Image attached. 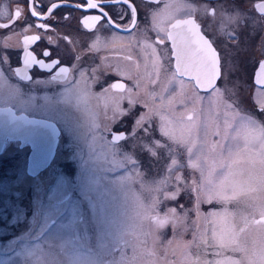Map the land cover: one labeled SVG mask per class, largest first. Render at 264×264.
I'll return each instance as SVG.
<instances>
[{
    "label": "rangeland",
    "instance_id": "374dc122",
    "mask_svg": "<svg viewBox=\"0 0 264 264\" xmlns=\"http://www.w3.org/2000/svg\"><path fill=\"white\" fill-rule=\"evenodd\" d=\"M258 33L259 29L251 30V35H256H253V40L247 46L248 50L250 48V52L248 51L250 58L258 55L259 40H254ZM262 43L264 48V39ZM91 48L98 50L101 46L91 44ZM102 50L104 51L99 53L100 58L110 55L108 59L101 62L93 56L84 62L83 75L77 77L80 80L78 94L66 93L64 89L70 85H63L54 90L49 88L50 90L47 89L40 94L31 89L23 97L20 106L50 116L59 124L60 136L54 158L35 176L27 173L30 145L20 147V140H9L0 154V264H92V262L109 264L113 259H119L121 252L129 258L130 264H202L205 260L222 259L223 257L213 255V252L219 249L212 247L205 249L202 245L198 250L196 247L201 236L207 238L209 245L214 243L211 222L213 218L207 217V214L220 210L221 205L216 201L201 202L197 205L198 195L191 191V180L193 176L198 178L199 172L194 173L190 167L180 166L187 165L186 148L183 145L173 144L178 164H173L172 158L163 151L158 158H151L147 151H142L139 147L141 142L148 143L149 138L135 126L134 120L147 115L152 118L153 123L145 121V126L154 128L161 122L160 116H163V122L168 124L169 129L175 131L177 137L181 134L182 125L195 124L197 147L193 149L192 159L195 160L197 149L203 145L204 155L208 156L210 161L215 158L211 145L220 139V136L214 134L217 125L222 131L224 119L231 118L234 111L250 117L251 126L264 122V111L257 109V104L264 109V88H257L253 84L252 76L248 77L246 73L247 62L238 56L230 57L229 60L223 59L221 65L223 73L217 86L220 88V93L214 91L200 93L190 81H183L181 86L180 79L177 78L169 84L172 73L170 68L168 71L161 68V65H168L161 49L153 53L152 64L144 63L139 55L137 62L134 57L131 60L125 55H111L109 50L114 51L113 48L108 50L104 47ZM229 50L228 47L222 49L226 57L232 55ZM259 52L264 53V50L261 49ZM103 67L125 76L127 83L124 90L114 91L110 88L103 75ZM255 78L254 82H256ZM152 81L155 83L153 84ZM166 85L169 88L167 92ZM128 89H131V93L127 91ZM149 93H155V96ZM129 95L139 101L131 115L114 111L115 101ZM120 107L124 110L128 109L127 99L120 101ZM189 115L192 116L191 121L187 119ZM70 123H79L81 125L79 132L87 131L96 124L101 130L105 127L111 129L122 127L127 131V136L119 143L112 141L111 145L98 139L90 159L88 147L76 140L78 132L70 131ZM104 135L106 140H111L110 136ZM152 139H161L158 130L153 132ZM88 140L91 141V135L88 136ZM133 145H136L135 149ZM241 147H243L242 141ZM253 147L258 151L259 143L255 142ZM113 148H120L131 153L134 159H138L139 164L136 169L133 170L131 165H126L124 168H116L115 171H93L94 168L113 167L110 163H105L106 158L108 160L112 158ZM81 150L82 156L76 155ZM70 154L74 157L71 161L67 159ZM53 168L56 170L55 176L47 181L43 191H36L33 181L49 175ZM261 170H264V165L260 164V156L257 152L242 151L240 163L234 165L236 172L251 171L258 175ZM18 172L26 179L24 183L15 185L12 182L17 179ZM137 172L140 173L139 177ZM178 173L185 178L179 185L170 179ZM61 175L64 177V183L59 185L56 198L70 194L69 209L76 207V215L82 216L85 222L76 225V232L80 235L79 245H81L76 249L71 245L61 247L63 241L76 234L69 229L58 231L57 227L52 225L42 236L37 237L43 224L44 213L48 210V205L54 202H50L48 197L52 195V189L57 187L56 177ZM125 175H129L131 179L121 182L122 186L110 183L117 177ZM97 177L100 178L99 185L92 183ZM141 180L145 183H151L153 180L160 182L162 193L159 198L162 202L157 211L161 216L165 213L172 216L173 213L169 210L175 209V215L183 219V224L178 222L174 229L172 223H169L162 230H154L148 221H143L141 226V223L135 219L136 215L142 211V205L150 203L147 193L141 188ZM249 188L258 189L259 185L254 182H242L238 188L239 208L245 211H247L245 205L253 198L264 197V192L249 191ZM178 189V194L174 198H164L163 192L172 193L177 192ZM184 192L188 195L185 197L188 199L186 202L182 197ZM14 193L23 195L18 198ZM85 197L96 204L95 214ZM200 199L203 200V196H200ZM101 204H103L104 224L97 223L101 217ZM235 207V204L229 205L233 210ZM185 213L186 219H184ZM70 218L69 211L64 222L67 223ZM258 218H260L258 213L254 217H248L249 221ZM85 225H87L86 236ZM216 225L218 231L227 230V225L221 220H217ZM146 233L151 234L146 235ZM156 236H159L158 241L155 240ZM237 239L249 250L248 253L225 254L241 260L242 264H249L251 250L259 249L264 245V224L250 222L244 233H238ZM150 252L155 254L150 255Z\"/></svg>",
    "mask_w": 264,
    "mask_h": 264
},
{
    "label": "snow or ice",
    "instance_id": "6c2138e0",
    "mask_svg": "<svg viewBox=\"0 0 264 264\" xmlns=\"http://www.w3.org/2000/svg\"><path fill=\"white\" fill-rule=\"evenodd\" d=\"M86 7L88 9H99V15L85 16L83 18L85 25L89 21H101L102 24H107L112 26V21L109 19V14L105 12V8H114L116 9L112 14L117 16L120 21H123L125 18L130 17L129 24L136 25L137 22V7L129 6V0H84ZM147 2V0H146ZM135 0H133V5ZM117 5H122L123 8H116ZM190 9L189 18L187 19H176L175 23L170 24V29L168 30L165 27L158 26L154 23V27H157L158 32L164 34V38L160 39L159 43L163 45L165 39L171 41L172 44V56L175 57V66L172 71V77L169 80V84H172L177 77H185L192 82L193 87L199 89L201 87L207 86L209 89H213L215 93H220V88L216 86V81L218 78H221V60L217 53L216 48L213 46L215 41H210L202 34L201 26L196 22V20L191 18V15L198 11L197 7L194 4L185 5ZM59 6L56 3H52L47 11L52 12L53 9H57ZM77 7H80L77 5ZM168 7V5H165ZM221 10L226 9L229 13L228 20L237 25H240L243 21V26H247L248 17L242 15L241 10L236 3V0H232L231 4H223L218 6ZM259 9L261 13H264V3L257 4L255 6ZM127 9V12L124 11ZM203 13L207 14L209 6L204 5L199 9ZM215 13V10H213ZM30 15L36 17L39 15V12L36 10L35 3L30 10ZM155 15V14H154ZM223 11H221V17L223 18ZM0 16H8L7 10H0ZM21 16V11L19 8L15 10V18ZM103 18V19H102ZM15 23V20H12ZM253 24L258 23V21H252ZM9 24H0V28H8ZM46 24H39V28H45ZM115 28H120L121 23H116ZM127 31V27H125ZM235 38V37H233ZM41 38L39 36H24V43L27 45L30 41H37ZM51 39V37H49ZM41 55L51 62H46L45 59H38L32 52L27 50V47L24 49L23 53V64L24 68H15L13 71L16 75H22L23 79L29 80L30 77L27 75V70L33 65H38L40 69L49 70L54 72L53 75L49 77V83L56 82L60 77H65L66 85L70 87H65L64 91L71 93L80 92V80L76 79L75 75L71 81L67 80V73L69 69L67 67H61L60 61L57 59H51V54L48 51H44ZM128 59H131L129 56ZM9 58L5 56H0V77L4 75L3 64L8 63ZM170 60V58H169ZM161 68L164 71H168L171 68V64L161 65ZM73 73H80L81 76L83 73L79 68H73ZM37 84L44 83V81L37 80ZM154 84L155 81H152ZM256 83L257 85L264 86V62H261L259 69L256 73ZM181 86H183V80H180ZM112 88L124 89L123 84H112ZM131 93V89L127 90ZM165 91H169L168 86H165ZM18 92V90H17ZM149 95L155 96V93H149ZM127 99L128 109L124 110L120 107V101ZM23 103V102H22ZM139 101L133 99L131 95L128 97H120L119 100L115 101L116 112H123L124 115H131L132 110ZM146 106V105H145ZM231 107V105H229ZM0 111H5L0 109ZM264 111V109H261ZM154 115H160L159 113H154ZM20 119H24L20 117ZM182 119V118H181ZM189 121L192 120V116L189 115L187 118ZM145 121L148 123H153L152 118L147 115L141 116L138 119L134 120L135 126L139 127L145 135L149 138L148 143L141 142L139 147L142 151H147L150 154L151 158H158L160 152H165L170 158H172L173 164H178L179 161L175 159L176 149L173 147V144L179 146L183 145L186 148L188 153L187 165H180L181 167H190L193 172H199V177L196 178L193 176L191 183V191L196 192L198 195L197 205L201 202L211 203L216 201L221 205L220 210H214L207 214V217H212L211 221L213 224L212 228V240L214 243L209 245L208 240L205 236H201L200 242L196 245L199 250L203 245L205 249L207 247H212L214 249H219V251H214L213 255L215 257H223L222 259H214L212 261H203L202 264H242L241 260L235 259L232 255H226L225 253H248V249L243 246L240 241L237 239L238 233H244L247 225L250 222L256 224H264V197L259 199L253 198L250 203L245 205L247 211L240 209L238 196L240 191H238L239 185L242 182L256 183L259 185V188H249V191H262L264 192V170H261L260 174H254L251 171L248 172H236L234 171V165L240 163L241 152L247 151L249 153L257 152L260 156V164L264 165V122L259 124L252 125L250 117H245L239 112H233L231 118H225L223 122V130H220V126L217 125V130L214 133L215 135L220 136L219 140H216L211 145V151L215 153V158L209 161L208 156L204 155L203 145L197 149L195 160L192 159L193 149L197 147V140L194 133L196 127L195 124H190L187 126L181 127V134L179 137L176 136L175 131L169 129L168 124L164 123V117L160 116V123L154 128H148L145 126ZM32 124H43V121H27ZM45 127L52 129L53 134L56 133L54 125L45 124ZM81 125L79 123H70V131H77L78 135L76 140L82 142L89 149V158L92 159V152H94V144L99 140H104L107 144L111 145L112 141H123L125 140L124 132H114L110 127H105L100 129L98 124L90 127L87 131L79 132ZM156 130L159 131L161 139H152V134ZM103 133V134H102ZM111 136V140H106V136ZM91 135V141L88 140V136ZM166 138V139H165ZM171 141V143H169ZM241 141L243 142V147H241ZM259 143V150L253 147L254 143ZM151 145V147H150ZM135 149L136 145L132 146ZM34 148L37 149L39 153L40 146L39 144H34ZM155 149V150H153ZM34 154V156L36 155ZM82 150L76 155L82 156ZM111 159H105V163H110L113 165L111 168H94L93 171H115L116 168H124L126 165H131L133 170L136 169L139 164L138 159H134L133 155L129 152L122 151L120 148H113L111 152ZM119 157V159H117ZM73 155H69L67 159L71 161ZM202 161V162H201ZM47 158H44L36 163H34V168L43 167L47 164ZM255 163V161H253ZM55 168L47 176H42L38 180L33 181V186L36 191H43L44 187L47 184V181L52 179L55 176ZM140 173L137 172L139 177ZM26 177L18 172L17 179L12 183L19 185L25 182ZM107 179V177H104ZM126 179H131L129 175L117 177L116 180L111 181L112 184H121ZM175 184L179 185L182 180L185 178L179 173L174 177H170ZM57 187L52 189V195L48 197L49 201H54L48 205V210L44 213L43 224L40 227V230L37 234V237L42 236L45 231L52 225L57 227V230L69 229L72 232H75L74 237H69L67 240L63 241L61 247L66 245H71L73 249L78 248L80 235L76 232V225L78 223L84 224L82 216H77L76 207H68V201L70 200L69 195H63L62 198L57 199V192L59 185L64 183L63 175L56 177ZM93 184L99 185L100 178L97 177ZM141 188L147 193V198L150 199V203L147 205H142V211L138 212L136 215V220L141 223L143 221H148L154 230H162L169 223H172L173 228L175 229L176 224L179 222L183 224V219L175 215V209H170L169 212L173 213L172 216H169L168 213H165L163 216L159 214L157 208L162 202L159 198L162 193L160 187V182L153 180L151 183H145L141 180ZM122 186V184H121ZM177 192H163L164 198H174ZM18 198L22 197V193H14ZM102 195V194H101ZM200 196H203V200L200 199ZM89 201V206L92 208L93 213L96 211V204L88 197H85ZM139 201V197H137ZM230 204H235V210L229 208ZM71 212V218L68 219L67 223L64 222V218L68 212ZM259 214L258 220L249 221L248 217H254L256 214ZM95 218V217H94ZM187 218L185 213L184 219ZM217 220L223 221L227 225V230L220 229L218 231L216 222ZM98 224H104L103 216V204H101V217L97 221ZM241 224L243 226H241ZM187 227V225H185ZM198 227V225H197ZM238 230V231H237ZM207 232V229H205ZM151 234V233H146ZM87 235V225H85V236ZM193 238L195 240V233H193ZM155 240H159V236L155 237ZM170 243V242H169ZM191 244L192 242H187ZM39 247V245H37ZM150 255H154V252H150ZM95 264V262H92ZM109 264H130L129 258H127L123 252H121L119 259H113ZM249 264H264V245L259 249L253 248L250 253Z\"/></svg>",
    "mask_w": 264,
    "mask_h": 264
},
{
    "label": "flooded vegetation",
    "instance_id": "af4514ba",
    "mask_svg": "<svg viewBox=\"0 0 264 264\" xmlns=\"http://www.w3.org/2000/svg\"><path fill=\"white\" fill-rule=\"evenodd\" d=\"M261 1L264 2V0H236L242 15L248 17L247 26H243V21L240 25L230 22L228 20V11L226 9L221 10L218 7L225 3L231 4L232 0H147V2L146 0H135L134 5L133 0H129V6L137 7L136 25L129 24L130 17L120 21L117 16L112 14L116 9L109 7L105 8V12L109 14L112 26H108L107 24H102L101 21H89L85 25L83 20L85 16L99 15L100 13L99 9H88L84 0H0V10L8 11V16H0V24L10 25L8 28H0V56L6 55L9 58L8 63L2 65L5 71L4 75L0 77V108L49 119L54 121L59 127V124L50 116L38 113L32 108L26 109L20 106L23 102V97L31 89L36 90V93L40 94L49 88L54 90L58 86L66 85L65 77H60L58 81L49 83V77L54 72L40 69L38 65H33L27 70V75L30 77L29 80L23 79L22 75L14 74L12 70L15 68H24L23 53L25 47L38 59H45L46 62L50 63L49 59L41 55L42 52L48 51L51 54V59L59 60L61 67L69 69L67 73L68 81H71L74 75L77 79L80 73H73V68H79L82 72L85 69L84 62L90 57L93 58L94 56L101 62L108 59L110 55H106L105 58H100L99 56V53L104 51L102 50L104 47L108 50L109 48L114 49V51L109 50L111 55L130 56L131 60L134 57L137 61V56L139 55L141 60L148 64L154 62L151 61L153 53L161 49L162 54L168 61L167 63L171 64L170 72L172 73L175 66V57L172 56L171 41L165 39L163 45L159 43L160 39L164 38V34L158 32L157 27H154V23L171 30L170 24L175 23L176 19L189 18L190 9L185 6L188 4H194L197 7L198 11L192 14L191 18L200 24L202 34L206 38L210 41H215L213 46L220 57L221 65L223 59L229 60L228 58H235V56L243 58L248 65L247 76H252L253 84L257 88H264V86L257 85L254 82L259 65L264 62V53L259 52L261 49L264 50L262 43L264 39V13H261L255 7L256 3ZM33 3H35L36 10L39 12L36 17L30 15ZM52 3H56L59 7L49 13L47 8ZM77 5L80 7H77ZM165 5H168V7H165ZM204 5L209 6L207 14L199 10ZM17 8L21 11L19 18H15V10ZM116 8H123V6L117 5ZM213 10H215V13ZM219 10L220 12H218ZM124 11L127 12V9H124ZM221 11L224 13L223 18L221 17ZM13 19L15 23L12 22ZM252 21H258V23L253 24ZM116 23H121V27L115 28L114 25ZM39 24H46L47 26L42 29L38 27ZM125 27H127V31ZM252 29H259V33L254 37V40H259V49L258 55L250 58V55H248L250 48L248 50L247 46L253 40V35H256H251ZM24 36H39L41 39L30 41L25 45ZM91 44L92 46H101V48L98 50L93 49ZM223 47L230 48L229 51L232 55L226 57L222 51ZM129 52L133 53L129 54ZM103 70V75L107 79L106 82H108L109 86L112 84H123L125 89L127 83L125 76H122L120 72L110 70L108 67H103ZM222 73L221 66V75ZM177 78L183 81H190L187 76ZM37 80L44 81V83L37 84ZM218 84L219 78L216 81V86ZM112 89L114 91L124 90ZM197 90L200 93L213 91L207 86ZM257 109L261 111L262 107L257 104ZM112 130L124 131L125 137L127 136V131L122 127ZM9 140L17 141L6 139L4 146ZM113 142L119 143L120 140ZM19 146L23 147L26 144L21 146V141H19ZM187 196L185 192L182 193L183 201L186 202L188 200L185 198Z\"/></svg>",
    "mask_w": 264,
    "mask_h": 264
},
{
    "label": "water",
    "instance_id": "95a60500",
    "mask_svg": "<svg viewBox=\"0 0 264 264\" xmlns=\"http://www.w3.org/2000/svg\"><path fill=\"white\" fill-rule=\"evenodd\" d=\"M260 3L264 2L261 1L259 3H256V5ZM4 110L5 111H0V152H2L3 150L6 139L20 140L21 146L29 143L30 151L27 157V173L31 176H35L40 171L45 169L54 157L59 136V127L54 121L49 119L29 116L23 112L16 113L14 110L10 109ZM20 117H23L24 119H20ZM33 120L43 121L44 123L32 124L27 122ZM45 124L54 125L56 133L53 134L52 129L49 127H45ZM34 144H39L40 146L38 154H36L37 149L34 148ZM34 154L36 155L34 156ZM44 158H47V164H45L43 167L34 168V163Z\"/></svg>",
    "mask_w": 264,
    "mask_h": 264
},
{
    "label": "bare ground",
    "instance_id": "6f19581e",
    "mask_svg": "<svg viewBox=\"0 0 264 264\" xmlns=\"http://www.w3.org/2000/svg\"><path fill=\"white\" fill-rule=\"evenodd\" d=\"M27 144H29V143H27ZM30 145V144H29ZM1 153V152H0Z\"/></svg>",
    "mask_w": 264,
    "mask_h": 264
}]
</instances>
